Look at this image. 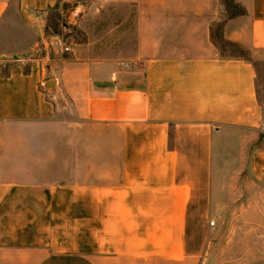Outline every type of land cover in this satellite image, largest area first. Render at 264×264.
I'll use <instances>...</instances> for the list:
<instances>
[{
	"label": "crops",
	"instance_id": "obj_1",
	"mask_svg": "<svg viewBox=\"0 0 264 264\" xmlns=\"http://www.w3.org/2000/svg\"><path fill=\"white\" fill-rule=\"evenodd\" d=\"M61 1L0 0V264H201L198 217L264 259V0L224 25L249 58L219 0H118L136 49L103 59L47 35Z\"/></svg>",
	"mask_w": 264,
	"mask_h": 264
},
{
	"label": "rangeland",
	"instance_id": "obj_2",
	"mask_svg": "<svg viewBox=\"0 0 264 264\" xmlns=\"http://www.w3.org/2000/svg\"><path fill=\"white\" fill-rule=\"evenodd\" d=\"M222 4L223 15L217 20L213 28L216 30L220 22L227 21L229 11L225 2L231 4L238 0H219ZM238 15L235 17H240ZM136 7L133 2L115 0H62L59 5L51 9L47 17L57 23V27L47 31V35L54 37L64 55L73 58H111L117 56H131L136 49ZM233 17V18H235ZM224 22V25H225ZM224 25L221 34L224 35ZM225 39H227L225 37ZM228 40V39H227ZM219 50L227 55H244L250 57L235 47L224 43L220 38L213 39ZM70 50H64V47ZM13 58V57H12ZM261 98L264 99V71L261 74ZM215 220L214 218H209ZM198 217L196 225L197 240L194 242L203 248L201 264H264V259L250 260L245 251L247 241L233 240L232 225L223 224L219 233L211 239L202 235V226ZM254 259V258H253ZM200 264V263H199Z\"/></svg>",
	"mask_w": 264,
	"mask_h": 264
},
{
	"label": "trees",
	"instance_id": "obj_3",
	"mask_svg": "<svg viewBox=\"0 0 264 264\" xmlns=\"http://www.w3.org/2000/svg\"><path fill=\"white\" fill-rule=\"evenodd\" d=\"M225 5H226L227 10L229 11V15H228L227 18H233V17L238 16V15H245L247 13L246 8L239 1H232L231 4L229 2H225ZM224 22L225 21L220 22L221 24L219 25V27L216 30H214V28L212 29V39H215L216 37H218L224 43L235 47L237 50H239V51H241V52H243L245 54L247 52H249L240 43L225 39V37L223 36V33L221 34ZM56 27H57L56 21H54L51 18H48V23H47V26H46V32L49 29L54 30ZM221 53L223 55H227V54H224L223 52H221ZM227 56L249 58V57H246L244 55H236V54L227 55ZM3 72L7 73L8 71H7L6 68H3Z\"/></svg>",
	"mask_w": 264,
	"mask_h": 264
},
{
	"label": "built area",
	"instance_id": "obj_4",
	"mask_svg": "<svg viewBox=\"0 0 264 264\" xmlns=\"http://www.w3.org/2000/svg\"><path fill=\"white\" fill-rule=\"evenodd\" d=\"M64 50H67V51H68V50H70V48L66 46V47H64ZM14 58H15L16 60H20L21 57H20V56H15ZM261 129H262L263 132H264V122L262 123ZM215 224H216L215 220H211V221H210V225H211V226H215Z\"/></svg>",
	"mask_w": 264,
	"mask_h": 264
}]
</instances>
